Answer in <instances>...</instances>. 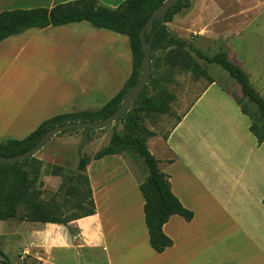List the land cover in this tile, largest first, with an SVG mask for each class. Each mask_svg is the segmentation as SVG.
Segmentation results:
<instances>
[{
	"label": "crops",
	"instance_id": "0c3cea01",
	"mask_svg": "<svg viewBox=\"0 0 264 264\" xmlns=\"http://www.w3.org/2000/svg\"><path fill=\"white\" fill-rule=\"evenodd\" d=\"M74 1L0 0V13L49 10ZM94 1L115 10L125 0ZM189 1V8L167 23L171 33L224 43L228 59L264 99V0ZM131 72L128 38L87 22L28 29L1 41L0 141L21 140L57 115L100 109ZM249 127V118L214 82L163 138L155 134L146 141L171 193L193 213L189 222L174 215L163 225L172 246L162 253L149 245L144 221L138 186L147 173L139 177L133 160L120 154L85 167L94 215L67 225L0 221V259L11 264L26 257L41 264H264V144ZM96 136L90 140L107 134ZM42 182L44 190L56 191L61 178L43 172Z\"/></svg>",
	"mask_w": 264,
	"mask_h": 264
},
{
	"label": "trees",
	"instance_id": "16d2710c",
	"mask_svg": "<svg viewBox=\"0 0 264 264\" xmlns=\"http://www.w3.org/2000/svg\"><path fill=\"white\" fill-rule=\"evenodd\" d=\"M164 1L125 0L118 8L110 10L99 6L94 0H78L57 5L49 10L39 8L0 13V42L28 29L87 22L95 29H104L126 36L132 54V72L129 79L103 107L92 112L57 115L41 123L21 140H2L0 156L12 157L28 151L49 129L57 125L72 122H97L111 115L121 105L130 88L137 83L141 75L140 65L143 53L139 34L153 11ZM189 6V0L178 1L166 14L164 24L158 29L159 21L154 20L152 32L145 35L146 41H151L152 49L151 83L143 89L134 107L116 121L121 125V131L112 133L108 145L92 157L80 158L74 173L63 175L62 168L53 167L51 175L61 178L57 192H62L64 196L62 204L57 203L53 197L47 201L43 199L47 191L43 189V163L40 160L30 157L12 164H0V221L18 219L33 223L67 225L73 220L94 215L92 192L85 174L86 165L91 160H99L105 156L133 154L143 161L147 169V176L138 188L144 199L143 214L149 245L156 253H162L171 247L172 241L162 232L163 225L174 215L189 222L193 218V213L185 209L171 193L168 176L159 170L158 161L146 145V141L154 137L155 133L145 126V120L169 114L170 104L174 100L173 93L168 90L170 83L168 75L159 73L161 65H165L170 71L177 69L189 72L194 78L205 79L208 84L215 81L209 77L196 59L208 65L219 66L237 84L240 96L231 93L222 85H220L221 90L226 92L237 104L241 113L249 118V130L258 144H264V99L255 91L240 66L232 63L225 51L208 56L191 43L175 36L168 29L167 23ZM249 106L252 109H249ZM179 120L180 118L177 121ZM80 131L92 134L100 130ZM65 201L72 202L74 207L81 210V213L70 216L61 214ZM1 260L11 264L5 258ZM17 264L41 263L26 257Z\"/></svg>",
	"mask_w": 264,
	"mask_h": 264
},
{
	"label": "rangeland",
	"instance_id": "374dc122",
	"mask_svg": "<svg viewBox=\"0 0 264 264\" xmlns=\"http://www.w3.org/2000/svg\"><path fill=\"white\" fill-rule=\"evenodd\" d=\"M181 39L191 43L195 48L201 50L208 56H213L220 51H225L227 53L228 48H226L224 43L219 41L203 40L197 36H183ZM196 61L204 70H206L212 80L217 82L219 85H222L236 96H240V90L237 84L234 82V80L229 78L227 73L224 72L219 66L208 65L198 59H196ZM159 73L168 75L170 79L168 90L173 93L174 100L170 104L169 114L159 115L153 122L147 120L145 122V126L148 128L151 127L156 135L163 138L177 122V120L190 108L208 82L202 78H194L191 73L186 71H180L177 69L170 71L165 65H161ZM249 109L252 108L249 106ZM115 131H121V125L118 122H114L107 126L104 130L95 131L92 134H85L81 131H65L56 135L54 138L45 143L43 148L37 154H35L34 157H43L46 159L42 166L44 173L47 174L51 172L53 167H60L62 168L61 174L70 175L76 170V166L80 158L91 157L96 152L106 147L108 145L110 136ZM105 134H107V136L102 140H90L91 135H97L96 137L101 138ZM70 136L76 140H69L68 137ZM61 137H65V139L60 140ZM149 145H151V142ZM149 148L151 151L153 150L151 146ZM124 155L133 160L139 177L142 176L143 173L146 175L147 169L143 164V161L138 156L133 154ZM46 191L47 192L43 197L44 200L47 201L53 197L57 203H63L64 196L62 192L58 193L57 190ZM80 213L81 210L74 207L72 202L69 201H65L64 206L61 208V214L64 216L78 215Z\"/></svg>",
	"mask_w": 264,
	"mask_h": 264
},
{
	"label": "water",
	"instance_id": "95a60500",
	"mask_svg": "<svg viewBox=\"0 0 264 264\" xmlns=\"http://www.w3.org/2000/svg\"><path fill=\"white\" fill-rule=\"evenodd\" d=\"M180 0H165L161 5H159L151 14L150 18L148 19L147 23L141 29L139 38L142 48L143 57L141 60V75L137 81V83L132 86L123 99L121 105L108 117L103 120L97 122H72L66 123L63 125H57L51 129H49L39 140L38 142L31 147L28 151L12 156V157H3L0 156V164H12L20 161H24L29 159L30 157H34L47 143L56 135L65 132V131H80L85 129H92V130H101L106 128L107 126L111 125L112 123L116 122L117 120L121 119L127 111L131 110L139 95L143 91V89L150 85L151 83V41H146L145 35L152 32L153 29V21H159L158 29L164 24V20L168 11L176 5V3ZM0 264H8L0 259Z\"/></svg>",
	"mask_w": 264,
	"mask_h": 264
}]
</instances>
